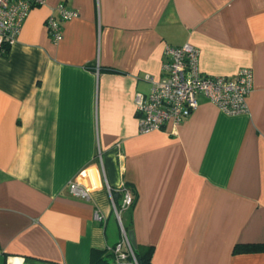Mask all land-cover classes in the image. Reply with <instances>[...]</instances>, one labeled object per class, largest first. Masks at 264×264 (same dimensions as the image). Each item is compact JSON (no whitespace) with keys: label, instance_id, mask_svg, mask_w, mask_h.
<instances>
[{"label":"crops","instance_id":"0c3cea01","mask_svg":"<svg viewBox=\"0 0 264 264\" xmlns=\"http://www.w3.org/2000/svg\"><path fill=\"white\" fill-rule=\"evenodd\" d=\"M61 2L78 16L54 42L45 19ZM185 42L206 74L253 70L249 112L200 95L182 123L142 133L134 96L161 79L165 45ZM106 184L119 207L131 193L122 220L153 264H264V250L234 252L264 245V0L31 8L0 55V264H90L120 243Z\"/></svg>","mask_w":264,"mask_h":264},{"label":"built area","instance_id":"2783aa9c","mask_svg":"<svg viewBox=\"0 0 264 264\" xmlns=\"http://www.w3.org/2000/svg\"><path fill=\"white\" fill-rule=\"evenodd\" d=\"M42 4L44 0H0V55L16 41L31 8ZM76 16V9L68 8L62 2L55 5L45 19L50 39L59 41L62 38L63 21ZM163 54L161 79L154 81L148 76L147 79L152 83L150 91L147 94L137 92L134 96L140 132L163 129L167 123H182L198 109L200 95L228 115L249 112L247 99L253 84L251 68L241 67L230 75L206 74L199 66V48L189 42L166 44ZM69 187L73 194L89 198V192L79 182L73 180ZM106 188L121 230V242L116 244L113 251L117 259L124 260L127 255L133 257V252L118 209L131 206L133 197L128 190H124L119 207L113 199L112 188L108 184ZM124 244L127 245L126 249L123 248Z\"/></svg>","mask_w":264,"mask_h":264},{"label":"trees","instance_id":"16d2710c","mask_svg":"<svg viewBox=\"0 0 264 264\" xmlns=\"http://www.w3.org/2000/svg\"><path fill=\"white\" fill-rule=\"evenodd\" d=\"M113 197L114 193L112 192ZM126 232L129 230L124 227ZM116 246V245H115ZM114 246V247H115ZM113 247V248H114ZM111 249L104 250H93L91 254L90 264H153L152 263V246H144L137 245L132 247L133 257L131 255H127L124 260H119L116 257L115 252ZM264 250V245L262 244H248V245H237L234 248V252L245 251V252H253Z\"/></svg>","mask_w":264,"mask_h":264},{"label":"water","instance_id":"95a60500","mask_svg":"<svg viewBox=\"0 0 264 264\" xmlns=\"http://www.w3.org/2000/svg\"><path fill=\"white\" fill-rule=\"evenodd\" d=\"M127 235H128V239H129V242L131 244V247H135L136 246V240L134 237V232L132 230H129L127 232Z\"/></svg>","mask_w":264,"mask_h":264},{"label":"rangeland","instance_id":"374dc122","mask_svg":"<svg viewBox=\"0 0 264 264\" xmlns=\"http://www.w3.org/2000/svg\"><path fill=\"white\" fill-rule=\"evenodd\" d=\"M117 208H119L118 206H117ZM119 210V215H120V218H121V223H122V225L126 228V225H125V223H124V220H122L123 219V210L122 209H118Z\"/></svg>","mask_w":264,"mask_h":264}]
</instances>
